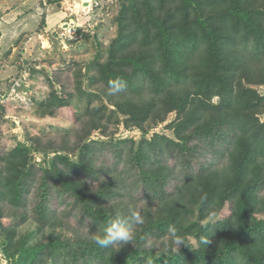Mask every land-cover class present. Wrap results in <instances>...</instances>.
Segmentation results:
<instances>
[{"label": "trees", "instance_id": "obj_1", "mask_svg": "<svg viewBox=\"0 0 264 264\" xmlns=\"http://www.w3.org/2000/svg\"><path fill=\"white\" fill-rule=\"evenodd\" d=\"M121 2L115 19L118 33L102 69L105 75H100L111 81L131 77L132 82L134 76L149 80L155 95L163 93L159 104L155 99L142 106L127 103V109L117 103L118 108L137 125L176 111L169 125L173 136L153 134L138 148L131 143L126 158L122 150H111L112 160L105 161L103 170L88 162L100 147L84 143L91 130L103 126L100 119L85 122L87 133L76 146L62 148L78 158L75 162L57 153L50 166L37 170L28 149L17 145L0 154V203L24 213L34 194L33 219L42 226L61 221V204L69 212L77 209L81 218L89 219V228L86 238L61 247L65 262L124 264L122 250L99 248L91 236L117 212L126 215L135 208L133 191L141 186L158 204L143 212V224L133 226L134 238L161 235L175 225L185 244L178 253L173 248L163 252L168 264H264V122L257 117L264 97L242 88L237 75L245 74L250 83L254 66L258 83L264 84V0ZM166 82L177 89L168 90L171 84ZM214 96L218 102H212ZM54 101L64 104L57 96ZM169 159L186 165L181 178L173 175ZM120 162L133 176L131 184L115 171ZM77 169L96 180L99 173L107 177L93 188ZM169 177L175 183L168 191ZM126 196L132 202L124 211L121 200ZM226 202L229 216L207 226L191 216L195 208L200 218L216 213ZM204 238L211 243L203 244Z\"/></svg>", "mask_w": 264, "mask_h": 264}, {"label": "rangeland", "instance_id": "obj_2", "mask_svg": "<svg viewBox=\"0 0 264 264\" xmlns=\"http://www.w3.org/2000/svg\"><path fill=\"white\" fill-rule=\"evenodd\" d=\"M121 3V0H0V154L17 145L26 147L37 170L50 166L57 153L67 154L75 162L78 158L62 148L76 146L87 133V125L100 119L103 126L91 130L84 143L100 147L88 156V162L103 170L105 161L112 160L111 150H122L126 158L131 143L138 148L140 142L151 139L153 134L173 136L169 125L178 116L176 111L166 114L163 120L153 121L149 117L137 125L128 121V113L118 108L117 103H124L127 109V103L142 106L155 99L159 104L163 93L155 95L149 80L139 76H134L132 82L131 77L113 79L124 81L126 89L110 95L111 79L100 75L108 60L110 44L118 33L115 19ZM237 75L241 77L242 88L255 89L264 97V84L258 83L254 66L248 74L253 80L250 83L245 74ZM167 84H171L168 90L177 89L172 82ZM55 96L64 104L54 101ZM218 100L212 98L214 103ZM257 117L264 122V102ZM168 165L173 166V175L181 178L186 165L175 163L174 159H169ZM213 165L218 166L217 162ZM126 169L124 162H120L115 171L131 184L133 176ZM77 171L93 188L107 177L99 173L96 180L91 173L84 175L83 169ZM174 183L169 177L168 191ZM30 194L24 213L0 203V264H68L61 247L86 238L89 219L81 218L77 209L69 212L61 204L58 208L61 221L42 226L33 219L35 197ZM133 196L135 209L141 214L147 209L153 211L158 204L141 186L133 191ZM128 202L132 200L127 196L121 200L124 211ZM229 214L230 203L226 202L216 213L200 218L195 208L191 216L207 226ZM190 240L195 242L193 237ZM172 248L166 233H149L119 249L124 264H168L162 254Z\"/></svg>", "mask_w": 264, "mask_h": 264}, {"label": "clouds", "instance_id": "obj_3", "mask_svg": "<svg viewBox=\"0 0 264 264\" xmlns=\"http://www.w3.org/2000/svg\"><path fill=\"white\" fill-rule=\"evenodd\" d=\"M126 89V83L122 80H112L109 82V94L116 95ZM144 219L141 212L135 208L130 209L128 214L117 212L110 217L106 225L98 229L92 236L93 244L99 248L107 249L116 247L118 250L121 246L132 242L134 239V225L143 224ZM167 240L173 245V250L178 253L179 246L184 243L183 237L179 234V230L175 225L167 227ZM202 243L208 245L210 239L204 238Z\"/></svg>", "mask_w": 264, "mask_h": 264}]
</instances>
